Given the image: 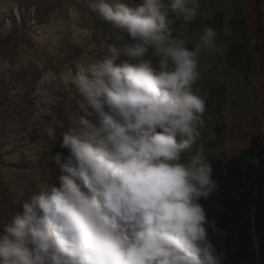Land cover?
Returning a JSON list of instances; mask_svg holds the SVG:
<instances>
[{
  "label": "clouds",
  "instance_id": "clouds-1",
  "mask_svg": "<svg viewBox=\"0 0 264 264\" xmlns=\"http://www.w3.org/2000/svg\"><path fill=\"white\" fill-rule=\"evenodd\" d=\"M199 8V0L67 8L84 53L55 78L68 154L52 155L55 178L36 175L34 190L16 193L0 218V264H225L211 235L226 233L201 203L219 184L199 145L207 108L194 90L200 54L216 47L217 32L204 27L191 47L174 35Z\"/></svg>",
  "mask_w": 264,
  "mask_h": 264
},
{
  "label": "rangeland",
  "instance_id": "rangeland-1",
  "mask_svg": "<svg viewBox=\"0 0 264 264\" xmlns=\"http://www.w3.org/2000/svg\"><path fill=\"white\" fill-rule=\"evenodd\" d=\"M199 2L196 19L177 22L174 35L191 47L204 27L217 32L216 47L200 54L194 85L206 100L199 145L210 159L234 155L254 135L264 136V0ZM76 3L0 0V67L29 64L0 70V218L14 210L16 193L34 190L36 175L55 178L52 155L68 154L58 141L56 122L66 118L55 78L84 54L67 24V8ZM77 39L87 44L89 37ZM38 65L48 73L46 81Z\"/></svg>",
  "mask_w": 264,
  "mask_h": 264
},
{
  "label": "trees",
  "instance_id": "trees-1",
  "mask_svg": "<svg viewBox=\"0 0 264 264\" xmlns=\"http://www.w3.org/2000/svg\"><path fill=\"white\" fill-rule=\"evenodd\" d=\"M249 157H258L259 164H249ZM209 161L219 190L201 203L226 233L211 239L225 252V264H264V136L256 134L241 151Z\"/></svg>",
  "mask_w": 264,
  "mask_h": 264
}]
</instances>
